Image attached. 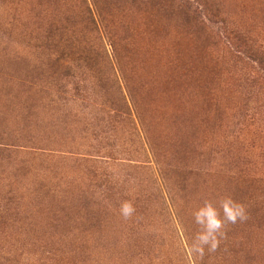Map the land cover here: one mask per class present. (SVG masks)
Here are the masks:
<instances>
[{
    "label": "rangeland",
    "instance_id": "1",
    "mask_svg": "<svg viewBox=\"0 0 264 264\" xmlns=\"http://www.w3.org/2000/svg\"><path fill=\"white\" fill-rule=\"evenodd\" d=\"M257 49L264 0H0V264H264Z\"/></svg>",
    "mask_w": 264,
    "mask_h": 264
},
{
    "label": "clouds",
    "instance_id": "2",
    "mask_svg": "<svg viewBox=\"0 0 264 264\" xmlns=\"http://www.w3.org/2000/svg\"><path fill=\"white\" fill-rule=\"evenodd\" d=\"M134 212L130 202H123L120 207L121 215L127 219ZM198 231L191 244L194 253L203 254L205 248L215 251L219 238L224 235L223 229L226 223H236L238 220L247 219L246 210L231 197H224L217 202L205 201L193 213Z\"/></svg>",
    "mask_w": 264,
    "mask_h": 264
},
{
    "label": "trees",
    "instance_id": "3",
    "mask_svg": "<svg viewBox=\"0 0 264 264\" xmlns=\"http://www.w3.org/2000/svg\"><path fill=\"white\" fill-rule=\"evenodd\" d=\"M90 19L92 21H90V24L92 25H96L97 22L94 19L93 20V15L90 12ZM57 44L56 47L58 48V54H59V60H65L66 63L68 62L69 58H74L73 56L78 53L80 54H89V55H93L94 53L91 52V50H86L85 48L80 49L78 48V46H73V44H78V42H76L75 40L66 38L65 40H63L62 38H59V40H56ZM84 56V55H83ZM253 58L255 59V61L259 64V66L264 69V50L261 49H257L256 53L254 52L253 54Z\"/></svg>",
    "mask_w": 264,
    "mask_h": 264
}]
</instances>
